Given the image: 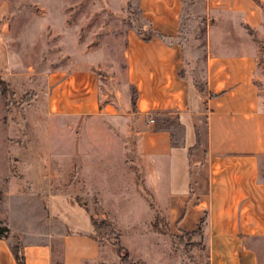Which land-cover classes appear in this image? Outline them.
<instances>
[{"label":"crops","instance_id":"crops-1","mask_svg":"<svg viewBox=\"0 0 264 264\" xmlns=\"http://www.w3.org/2000/svg\"><path fill=\"white\" fill-rule=\"evenodd\" d=\"M134 1L139 20L126 29L123 49L125 86L134 94L130 107L110 110L112 103L101 98L100 75L89 61L73 58L42 74L45 89L35 112L41 121L31 124L35 138L28 144L23 135L22 142L10 143L13 154L2 161V173L10 179L6 195L36 197L48 212L42 218L47 224L29 235L11 230L0 238V264H17L12 238L25 264L101 261L103 250L93 235L95 215L88 213L93 210L87 212L69 196L76 188L80 194V179H88L83 193L89 196L94 187L89 179L97 169L92 149L97 141L88 140V149L82 150L79 131L97 130L91 125H105L116 115L134 133L135 178L139 175L145 191L156 196V210L171 236L192 233L200 225L209 264H264V99L256 78L255 42L264 24L262 6L258 0ZM197 3L206 20L203 94L186 76L178 39L185 7ZM4 11L0 6V18ZM6 75L0 61V76ZM171 116L186 131L179 142L173 141L170 126H163ZM200 116L203 151L196 158L191 148ZM202 163L203 188L197 172ZM101 164L104 171L116 169ZM0 219L3 224L7 220L1 214ZM54 241L59 243L56 257Z\"/></svg>","mask_w":264,"mask_h":264},{"label":"rangeland","instance_id":"rangeland-1","mask_svg":"<svg viewBox=\"0 0 264 264\" xmlns=\"http://www.w3.org/2000/svg\"><path fill=\"white\" fill-rule=\"evenodd\" d=\"M258 1L264 10V0ZM198 5L190 10L185 7L187 13L178 39L185 54L186 76L197 91H204L206 20L199 15ZM0 6L5 9L0 18V61L8 73L0 76V214L6 217L2 224L9 232L20 230L29 235L47 224L42 218L48 212L41 210L43 205L36 197L6 195L10 179L2 173L6 171L2 161L13 154L10 143L22 142L23 135L28 144L35 138L31 124L41 121L35 112L41 106L39 98L45 89L42 74L73 58L89 61L100 75L101 98L111 101V111L115 108L123 112L134 100L132 89L125 86V31L139 17L134 0H0ZM255 38L259 47L256 78L264 99V24ZM116 116L105 123L112 131L105 130L101 123L91 125L97 130L79 131L77 139L82 150L88 149V140L98 142L92 147L97 169L94 178L89 179L94 186H90L92 194L83 193L88 179H80V194H75L76 188L72 189L74 195L69 196V201L77 199L87 212L89 208L93 210L88 212L95 215L93 235L103 250L98 264H209L201 227L191 234L171 236L165 217L156 210V196L145 191L139 175L135 178L139 171L132 161L134 133L126 131L129 124ZM199 118L197 141L191 148L196 158L203 151L204 129L202 116ZM164 120L170 126L173 141H180L186 133L184 126L177 117ZM103 155H108L106 161H101ZM101 163L116 169L104 171ZM204 171L202 163L197 167L201 188ZM60 213L71 215L67 211ZM12 243L20 245L15 238ZM58 247L54 241L55 257Z\"/></svg>","mask_w":264,"mask_h":264},{"label":"trees","instance_id":"trees-1","mask_svg":"<svg viewBox=\"0 0 264 264\" xmlns=\"http://www.w3.org/2000/svg\"><path fill=\"white\" fill-rule=\"evenodd\" d=\"M197 92H199V94H203L202 90L197 91ZM165 121L166 120H164V122H163V126L167 125ZM167 126H165V127H167ZM199 227H200V225L198 226V228ZM9 234H10L9 229L6 226H4L2 224V222H0V238H6L9 236ZM186 234H191V233H186ZM12 252L15 256V260H16L17 264H25L23 254H22L21 249H20V245L19 246L18 245H15V246L12 245ZM55 264H59V262L56 261Z\"/></svg>","mask_w":264,"mask_h":264},{"label":"built area","instance_id":"built-area-1","mask_svg":"<svg viewBox=\"0 0 264 264\" xmlns=\"http://www.w3.org/2000/svg\"><path fill=\"white\" fill-rule=\"evenodd\" d=\"M150 121L152 122L153 120L151 119Z\"/></svg>","mask_w":264,"mask_h":264}]
</instances>
